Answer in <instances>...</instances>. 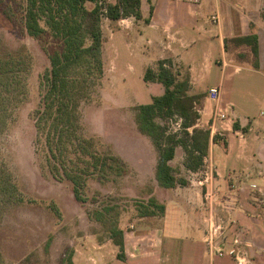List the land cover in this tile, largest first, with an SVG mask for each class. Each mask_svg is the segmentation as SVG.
<instances>
[{
    "label": "rangeland",
    "instance_id": "374dc122",
    "mask_svg": "<svg viewBox=\"0 0 264 264\" xmlns=\"http://www.w3.org/2000/svg\"><path fill=\"white\" fill-rule=\"evenodd\" d=\"M86 8L92 10L93 4ZM99 27L97 57L103 73L92 69L87 74L84 64L77 68L85 74L79 76L85 80L80 89V133L92 138L98 153L118 156L125 170L108 181L91 177L82 190L86 202L81 203L73 196L72 184L50 171L43 137L40 143L36 141L34 113L41 106L49 60L27 34L23 13L19 10L14 20H9L0 9V264H60L65 250L73 251V264H118V248L106 235L108 227L91 218L92 212L103 202L117 204L118 226L129 229L140 203L155 196L164 198V189L154 177L157 150L134 121L135 108L150 103L151 92L158 87L143 80L144 71L129 55L116 23L102 18ZM90 44L87 35L85 46ZM88 61L93 62L86 56L83 62ZM129 63L134 66L133 75H127L122 83L121 73H128ZM186 71L183 68L182 74ZM202 74L198 93L189 90V94L200 96L195 105L200 115L196 126L208 128L211 124L216 104L207 97L210 86L221 85L222 103L217 108L228 104L233 109L229 119L216 122L212 136L219 142L209 145L222 144L228 137L237 145L240 139L233 130L237 118L251 120L260 132L264 125V74L248 64L228 67L224 73L214 66L210 73ZM179 120L173 117L157 122L179 133ZM184 159L185 152L177 147L173 169L178 178L187 180L195 176L186 171ZM56 163L59 166V161Z\"/></svg>",
    "mask_w": 264,
    "mask_h": 264
},
{
    "label": "crops",
    "instance_id": "0c3cea01",
    "mask_svg": "<svg viewBox=\"0 0 264 264\" xmlns=\"http://www.w3.org/2000/svg\"><path fill=\"white\" fill-rule=\"evenodd\" d=\"M140 11L139 20L115 23L144 72L168 60L175 71L187 70L190 90L197 93L202 73L214 66L224 73L248 64L264 74V0H140ZM250 35L257 37V58L249 46L233 41ZM127 72L122 83L134 72L131 63ZM145 83L158 87L151 96L163 94L160 83ZM212 87L221 89L206 90ZM236 121L237 145L229 137L226 147L209 145L203 167L186 170L195 176L186 186L163 188V200L155 196L165 206L162 216L136 217L129 229L122 228L124 258L118 264H264V125L258 132L251 120ZM213 230L221 257L209 253L205 241Z\"/></svg>",
    "mask_w": 264,
    "mask_h": 264
},
{
    "label": "trees",
    "instance_id": "16d2710c",
    "mask_svg": "<svg viewBox=\"0 0 264 264\" xmlns=\"http://www.w3.org/2000/svg\"><path fill=\"white\" fill-rule=\"evenodd\" d=\"M87 2L95 4L92 10H87ZM0 9L9 20H14L19 10L23 13L27 34L39 43L49 60L43 75L45 90L41 106L34 113L36 141L40 143L43 137L50 171L54 175H63L72 184L75 200L84 203L86 198L82 190L91 177L108 181L112 175L119 176L122 169L124 172L125 164L118 156L98 153L91 144L92 138H84L80 133V89L85 80L79 76L85 74L81 75L77 68L84 64L87 74L92 69L98 74L103 73L102 62L97 57L101 47L100 20L115 22L129 17L139 20L140 0H117L115 4L105 0H0ZM87 35L91 40L89 46H85ZM233 41L249 46L251 54L258 57L255 35ZM86 56L93 62H83ZM172 65L164 60L157 63L156 70H145L143 80L160 83L164 91L162 95L152 97L150 103L138 105L134 113L139 131L157 150L154 177L165 189L187 185L169 164L177 147L185 152V169L196 172L204 165L211 141L219 142L217 136L211 137L208 128L196 126L200 115L195 105L200 96L189 94V74L175 71ZM253 67L257 69L258 63L255 62ZM173 117L181 120L179 133L170 132L166 125L157 122V119ZM238 129L239 123L235 121L233 130ZM221 143L226 147V140ZM164 211V204L151 197L138 205L136 215L162 216ZM118 217L119 206L108 202L100 203L91 215L98 223L107 225L106 235L118 248L117 259H123V230L118 226ZM72 257L73 251L65 250L60 264H73Z\"/></svg>",
    "mask_w": 264,
    "mask_h": 264
},
{
    "label": "built area",
    "instance_id": "2783aa9c",
    "mask_svg": "<svg viewBox=\"0 0 264 264\" xmlns=\"http://www.w3.org/2000/svg\"><path fill=\"white\" fill-rule=\"evenodd\" d=\"M208 99L213 101L216 104V109L211 117L210 121L211 124H209L208 129L210 130L211 136L215 133V124L217 121H224L229 119V114L230 112L233 113L232 106L228 104H224V108H217L219 103H222L221 100V89L219 87H212L208 90ZM181 120L178 121V127H180ZM215 235H216V230H213L211 233H209L206 236V243L208 247V251L211 254H216L219 257L223 256V250L221 249L220 245L215 242Z\"/></svg>",
    "mask_w": 264,
    "mask_h": 264
}]
</instances>
